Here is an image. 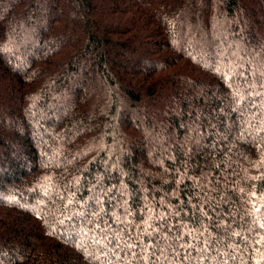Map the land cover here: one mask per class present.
I'll use <instances>...</instances> for the list:
<instances>
[{
    "label": "trees",
    "instance_id": "1",
    "mask_svg": "<svg viewBox=\"0 0 264 264\" xmlns=\"http://www.w3.org/2000/svg\"><path fill=\"white\" fill-rule=\"evenodd\" d=\"M0 264H264V0H0Z\"/></svg>",
    "mask_w": 264,
    "mask_h": 264
}]
</instances>
